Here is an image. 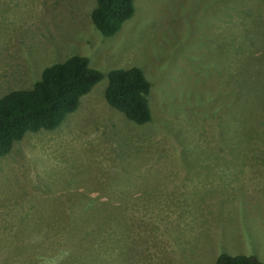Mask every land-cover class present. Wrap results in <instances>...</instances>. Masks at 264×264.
Here are the masks:
<instances>
[{
  "label": "rangeland",
  "instance_id": "374dc122",
  "mask_svg": "<svg viewBox=\"0 0 264 264\" xmlns=\"http://www.w3.org/2000/svg\"><path fill=\"white\" fill-rule=\"evenodd\" d=\"M94 4L0 0V96L73 54L105 74L59 129L28 132L0 158V264L264 261V111L245 130L226 108V85L249 96L239 72L256 82L264 63L229 43L226 60V26L241 23L234 3L223 15L212 0H138L134 20L109 38L93 30ZM251 5L264 30V0ZM129 67L153 85V120L142 126L105 100L108 72ZM61 210L130 214L94 228L62 225L49 214Z\"/></svg>",
  "mask_w": 264,
  "mask_h": 264
},
{
  "label": "trees",
  "instance_id": "16d2710c",
  "mask_svg": "<svg viewBox=\"0 0 264 264\" xmlns=\"http://www.w3.org/2000/svg\"><path fill=\"white\" fill-rule=\"evenodd\" d=\"M137 1L95 0L90 13L93 30L105 38L113 37L125 23L134 20ZM231 2L234 3L235 12L240 13L241 23L235 33L229 25L226 26V37H224L226 60H229L232 52L228 43L231 46L235 44L234 51L237 50V53H242L246 46H249L254 53L258 49H264L262 13L255 16L251 0H212L216 10L223 15H226L224 6H228ZM258 8L261 7H256V12ZM182 15L188 17L185 12L179 11L176 18ZM213 16L214 19L219 18L218 15ZM226 23H233V20H227ZM191 34L197 37L198 42L205 38V32L202 31L196 33L192 31ZM261 40L263 48H261ZM253 52L250 59H254L253 65L260 69L261 64L264 63V50L256 55L257 58H253L255 57ZM90 61L88 56L73 54L62 62L45 67L31 85L11 90L0 96V158L10 154L15 144L20 142L26 133L56 131L69 115L77 112L82 99L90 94L105 76L100 70L92 68ZM143 71L139 67L113 69L107 74L108 86L105 90L107 104L121 112L129 121L140 126L149 124L153 120L151 106L153 86ZM246 74V71L239 72V77L241 86L249 96L234 88L229 89V84L226 85V108L231 107L227 112L230 116L229 121L231 119L235 124L237 121V125L241 127L244 124L245 130L249 122L260 121L258 110L264 111V78L259 71V79L253 82ZM231 126L233 124L228 127ZM228 132L232 134V131L228 130ZM225 248L223 245L220 246L221 250ZM214 264H264V261L253 255L222 253Z\"/></svg>",
  "mask_w": 264,
  "mask_h": 264
},
{
  "label": "crops",
  "instance_id": "0c3cea01",
  "mask_svg": "<svg viewBox=\"0 0 264 264\" xmlns=\"http://www.w3.org/2000/svg\"><path fill=\"white\" fill-rule=\"evenodd\" d=\"M49 214L53 218L60 219V223L64 226L69 224L82 225L85 224L88 219H92V221H89L88 223L94 228H100L104 226L110 227L112 225L110 219L126 217V214L130 213L113 210H61L50 212ZM105 236L106 234H98V239L102 241ZM85 239L86 238L79 239V241L84 242ZM63 246L65 245L63 244Z\"/></svg>",
  "mask_w": 264,
  "mask_h": 264
},
{
  "label": "clouds",
  "instance_id": "9594fccd",
  "mask_svg": "<svg viewBox=\"0 0 264 264\" xmlns=\"http://www.w3.org/2000/svg\"><path fill=\"white\" fill-rule=\"evenodd\" d=\"M126 24H128V23H126ZM130 68V67H129ZM142 69V68H141ZM143 70V69H142ZM145 72V71H144ZM153 86V85H152ZM87 96V95H86ZM152 114H153V109H152Z\"/></svg>",
  "mask_w": 264,
  "mask_h": 264
},
{
  "label": "bare ground",
  "instance_id": "6f19581e",
  "mask_svg": "<svg viewBox=\"0 0 264 264\" xmlns=\"http://www.w3.org/2000/svg\"><path fill=\"white\" fill-rule=\"evenodd\" d=\"M235 210V209H234Z\"/></svg>",
  "mask_w": 264,
  "mask_h": 264
}]
</instances>
